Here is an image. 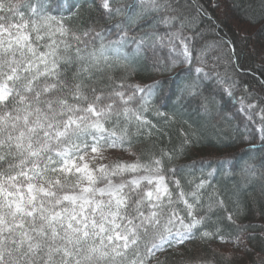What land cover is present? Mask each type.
Wrapping results in <instances>:
<instances>
[{"label":"snow or ice","instance_id":"6c2138e0","mask_svg":"<svg viewBox=\"0 0 264 264\" xmlns=\"http://www.w3.org/2000/svg\"><path fill=\"white\" fill-rule=\"evenodd\" d=\"M213 20L200 0H0V264H168L194 241L246 249L239 211L209 228L225 205L219 170L174 164L194 132L167 151L140 147L155 128L148 114L174 116L154 107L168 81L132 78L183 65L177 99L205 114L217 96L235 99L258 126L249 151L264 153V77L259 94L241 84L243 53ZM240 172L264 195V159ZM188 264L231 259L213 249Z\"/></svg>","mask_w":264,"mask_h":264},{"label":"trees","instance_id":"16d2710c","mask_svg":"<svg viewBox=\"0 0 264 264\" xmlns=\"http://www.w3.org/2000/svg\"><path fill=\"white\" fill-rule=\"evenodd\" d=\"M200 0L208 13L214 18L213 22L221 29L228 39L235 41L237 52L243 53L241 59L243 69H237V79L241 84L247 83L253 86L254 93L259 94L258 81L264 77V6L261 0ZM75 2V0H74ZM81 3L84 0H80ZM98 3L99 0H96ZM215 6V7H214ZM91 13L93 17L97 13L89 8L85 15ZM254 17V19H253ZM207 27V22L205 23ZM257 50V52H254ZM186 66L177 65L170 73L163 75L153 71H140L132 78L133 83L152 85L154 80H166L163 96L159 98L154 107L160 108L174 119L165 121L155 113L148 114V119L155 124L151 135H146L144 143L140 145L145 151L169 150L173 146H179L184 138L185 130L195 133L194 142L187 145L185 150L177 156L174 164L177 167L191 169L193 164L196 167V175L201 171L208 175V171L218 173L215 175V187L221 199L225 201L224 208L216 209L212 216L213 224L217 218L221 219L228 211L235 213L239 211V222L249 228L248 235L251 239L246 242V249H233V244H221L218 240L212 241L204 246L194 241L183 250V255L170 253L167 257L168 264H188L189 258L197 255L211 257L212 250L223 251L231 259V264H264V195L261 194L262 183L259 177H254L248 183H244L240 169L250 159L259 162L264 159V153L260 151L250 152L251 137L257 130V125L250 124L243 113L236 111V100H229L228 97H216V107L210 114H205L198 108L196 102L177 99L180 86L188 79ZM239 92V90H238ZM160 97L156 92L153 101ZM223 112L224 115L220 116ZM257 149L260 141H255ZM232 164L236 168L235 173L225 174L227 165ZM203 166V167H202ZM211 166V167H210ZM182 177L186 173L181 174ZM183 183V179H182ZM237 183L240 188L237 189ZM224 224L228 222L222 220ZM251 226V227H249ZM230 246V247H229ZM165 259L164 256L161 257ZM220 261V257H216Z\"/></svg>","mask_w":264,"mask_h":264},{"label":"rangeland","instance_id":"374dc122","mask_svg":"<svg viewBox=\"0 0 264 264\" xmlns=\"http://www.w3.org/2000/svg\"><path fill=\"white\" fill-rule=\"evenodd\" d=\"M218 4V2L215 0L214 1V5H217ZM254 52H257V50H254ZM184 69H186V68H184ZM180 72H183L182 74H185L186 73V71H183V69L182 70H180ZM230 247V246H229ZM232 248L233 249H237L236 247H235V245H232Z\"/></svg>","mask_w":264,"mask_h":264}]
</instances>
